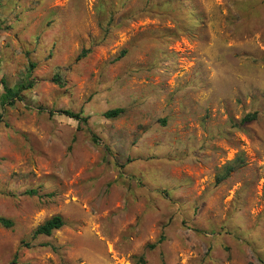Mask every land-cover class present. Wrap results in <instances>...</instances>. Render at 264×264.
Instances as JSON below:
<instances>
[{
	"label": "rangeland",
	"instance_id": "rangeland-1",
	"mask_svg": "<svg viewBox=\"0 0 264 264\" xmlns=\"http://www.w3.org/2000/svg\"><path fill=\"white\" fill-rule=\"evenodd\" d=\"M27 81L0 264H264V0H0V97Z\"/></svg>",
	"mask_w": 264,
	"mask_h": 264
},
{
	"label": "trees",
	"instance_id": "trees-1",
	"mask_svg": "<svg viewBox=\"0 0 264 264\" xmlns=\"http://www.w3.org/2000/svg\"><path fill=\"white\" fill-rule=\"evenodd\" d=\"M86 50L82 51L81 54L79 55V57H84L86 55ZM123 54V52H122ZM33 66V65H31ZM59 77L56 76L55 77V81L59 83L58 81ZM3 88H4V94L1 95L0 97V103L3 104H11L12 102H14L15 99L19 98V93L20 91L26 89V88H30L32 86L31 82H22L20 83L18 86H16L15 88H8L4 83H3ZM123 112L122 109L120 108H116V109H111L108 110L106 112H104L102 114V116L104 118L107 119H111V118H115L117 116H119L121 113ZM61 114L74 119L75 121L78 122L79 125H85L86 123V117H82V113L81 112H73L70 110H64L61 111ZM256 118V113H251V114H247L245 115L241 120L240 123L244 124V123H248L253 121ZM164 123V121H162ZM233 167L232 166H227L226 167V172H229L230 170H232ZM25 195L27 196H37L39 195V191L37 189H29L24 191ZM64 226V221L62 219L61 216L56 215L51 217L50 219L46 220L45 222H43L41 225H39L35 231L34 234L35 235H42V236H50L52 235V233L54 231L59 230L60 228H62ZM0 227L5 228V229H11L13 227V221L11 219L5 218V217H0ZM162 241V237L158 239V243ZM153 245H151L150 247L152 248ZM137 264H147L146 261L144 260V258L142 256L137 257Z\"/></svg>",
	"mask_w": 264,
	"mask_h": 264
}]
</instances>
